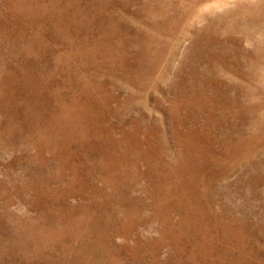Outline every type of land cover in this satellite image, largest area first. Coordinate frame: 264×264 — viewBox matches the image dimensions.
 <instances>
[{
    "label": "rangeland",
    "instance_id": "rangeland-1",
    "mask_svg": "<svg viewBox=\"0 0 264 264\" xmlns=\"http://www.w3.org/2000/svg\"><path fill=\"white\" fill-rule=\"evenodd\" d=\"M0 264H264V0H0Z\"/></svg>",
    "mask_w": 264,
    "mask_h": 264
}]
</instances>
